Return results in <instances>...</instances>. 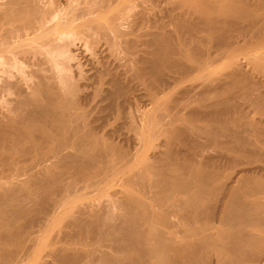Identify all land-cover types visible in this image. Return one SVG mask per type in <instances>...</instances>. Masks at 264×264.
I'll use <instances>...</instances> for the list:
<instances>
[{"label":"bare ground","instance_id":"1","mask_svg":"<svg viewBox=\"0 0 264 264\" xmlns=\"http://www.w3.org/2000/svg\"><path fill=\"white\" fill-rule=\"evenodd\" d=\"M51 1L0 3V264H23L63 207L44 264H264V0ZM248 44L262 50L238 58ZM136 91L165 140L133 166L141 115L130 149L94 123ZM116 178L136 192L75 203Z\"/></svg>","mask_w":264,"mask_h":264},{"label":"rangeland","instance_id":"2","mask_svg":"<svg viewBox=\"0 0 264 264\" xmlns=\"http://www.w3.org/2000/svg\"><path fill=\"white\" fill-rule=\"evenodd\" d=\"M6 0H0V3H3V2H5ZM47 1H51V0H47ZM187 1H189V0H187ZM52 2H54L53 0L51 1V3ZM156 6H155V8H152L153 9V11H151V12H149V13H151V14H154L153 12H156V13H158L159 12V9L161 10V8H158V6H160V7H162L160 4H155ZM163 5V4H162ZM158 8V9H157ZM156 10V11H155ZM158 10V11H157ZM155 13V14H156ZM172 26V25H171ZM171 26H167L166 28L168 29V27H171ZM172 28V27H171ZM170 29V28H169ZM172 30V29H171ZM140 31V30H139ZM248 46L249 47H247V45L244 47V49H240L239 50V52H236L235 53V55H237L238 56V58H240V59H245L246 57H248L249 55H251V54H257V53H259L261 50H262V47L260 46V45H255V44H253V45H249L248 44ZM251 47V48H250ZM253 47V48H252ZM258 47V48H257ZM86 48H88V47H84V46H81L80 48H79V50H78V54L76 55L77 56V61L79 62V64H80V66L81 65H86L87 63H89V61H90V59L92 58V53L93 52H90L91 51V49H86ZM80 53V54H79ZM90 53V54H89ZM91 55V56H90ZM88 56H90L89 57V59H88ZM87 57V58H86ZM79 58V59H78ZM86 60V62H85V60ZM88 59V60H87ZM228 59H229V57H227V58H222V59H220L219 61H217L215 64H213V65H211L210 67H209V69L207 68V69H204L203 71H199V72H195V73H193V74H191V75H189L188 77H185L182 81H180L179 83V85H176L174 88H171V89H175L176 87H177V89L175 90L176 92H174V93H171V89H170V93H168V91H166L165 93L167 94H169V95H177V93H178V91L180 90V89H182L183 90V88H185V87H188L189 85H192L191 83H194L196 80V83L198 82V81H201L202 79H201V77H199L198 76V74H202L203 75V72L204 73H207V72H210V70H211V72L212 73H214V75L215 76H219L222 72H223V69L225 68V67H223V64L224 65H226V63H227V61H228ZM80 60V61H79ZM82 62H83V64H82ZM226 62V63H225ZM84 65V66H85ZM84 66H82L83 68H82V70H84ZM87 67H88V65H87ZM223 67V68H222ZM73 69V68H72ZM77 69V68H76ZM87 69V68H86ZM85 69V70H86ZM25 70H27V71H29V67H25ZM74 71H75V68H74ZM220 73V74H219ZM199 78H198V77ZM196 79V80H195ZM189 84V85H188ZM187 85V86H186ZM178 87H179V89H178ZM140 88H143L142 86L140 87ZM144 89V88H143ZM84 90H86V89H84ZM139 90V89H138ZM141 91H143L142 89H140ZM139 90V91H140ZM178 90V91H177ZM139 91H136L137 92V95H138V99H137V103L135 102L134 103V106H132L131 107V111L133 112H129L128 114H130V115H128L127 113L125 114L126 115V117H123V116H125V115H122L121 117L119 116V118H117V117H114V116H111V115H108L107 117L109 118L110 116L111 117H113V119L110 117L109 119V121H107L106 122V120L105 121H102V122H100V120H98V115L100 114H98L97 112H95V113H93L92 114V116L95 118V117H97V119H94V121H96V120H98V121H96L94 124L95 125H97V126H100V127H102V128H104L103 130H102V128L100 129L99 128V131H101L100 133L101 134H104L105 132H108V131H110L107 135L109 136V137H107V135H106V133H105V135H106V137L107 138H109V139H112L113 138V136H114V138L116 137V135H117V137L119 138H117V141H116V139H112V140H114L115 142H117L118 144H120V146L122 145V144H124V142H125V140H126V138H127V135H126V137H125V139H123L121 136L123 135V134H126V133H129L130 134V136H134V137H136L137 136V134H136V136L135 135H133L134 133V131H132V129H129V131H131V132H129L128 131V129H126V127L127 126H129V125H127V123H125V122H127V121H130V119L131 118H133V119H135L134 117H138V118H140V115H141V118H140V121L138 120V119H135V120H138V122H140L141 123V127H142V129L141 130H138L137 132L139 133H141V134H143V131L145 132V134H143V137H144V135H145V137H144V139H143V141H141L140 142V144L142 145V147H141V145H140V149H139V154L137 153V157L139 158H137V159H135V161H134V164L132 163V165L133 166H136L135 165V163H137L138 162V160H140V158L142 157V156H145L146 155V152L148 153L147 155H149V152H151L152 150V148L151 149H149L150 147H152L151 145H155L156 143L157 144H160V142L162 143L164 140H165V137H164V140H163V136H162V138L160 137V139H159V135H158V137H155L156 138V140H154V138H153V140L152 141H150V139H148V136H146V135H148L149 134V132H147L148 131V126L146 125L147 124V122H146V124H145V122L143 121V120H145V121H149L148 120V116H149V114L147 113V112H149V111H151V113H152V111L154 110V109H157V106H159V105H155V103L156 104H158L159 103V101H156V102H154L153 101V104H152V101H150V103H149V101H147L148 100V97L146 96L145 97V92H142V94L140 95L138 92ZM141 91H140V93H141ZM174 91V90H173ZM172 91V92H173ZM143 93H144V95H143ZM143 95V96H142ZM169 95H166V96H169ZM9 96V95H8ZM7 95H5V97L3 96V98L5 99V98H7L8 97ZM12 96H13V94H12ZM12 96H10V97H12ZM139 96H140V98H139ZM142 96V97H141ZM165 96V95H164ZM163 96V97H164ZM165 96V97H166ZM9 97V98H10ZM162 97V98H163ZM147 99V100H146ZM1 101H2V99H1ZM147 101V102H146ZM240 102H241V100H240ZM239 102V103H240ZM1 103V105H2V102H0ZM154 105H155V107H154ZM200 104H199V102L198 101H193V103H190V105L189 106H191V107H198ZM146 107V108H145ZM153 107H154V109H153ZM128 108V107H127ZM145 108V109H144ZM129 109H127L128 111H130ZM143 109V110H142ZM249 109V111L251 112V110H252V108H248ZM248 109H247V111H248ZM251 109V110H250ZM126 110V112H128ZM141 110V111H140ZM146 110V111H145ZM246 110V109H245ZM143 111V112H142ZM146 112V114H147V118H145L144 117V115H146L145 114V112ZM155 111V110H154ZM253 112L252 113H250L251 115V118H256V116H257V118L259 119V117H260V115L259 114H257V113H255V110H252ZM97 113V114H96ZM139 113V114H138ZM141 113V114H140ZM143 113V114H142ZM134 114V117L133 116H131V115H133ZM137 114V115H136ZM253 114V115H252ZM256 114V115H255ZM128 115V116H127ZM136 115V116H135ZM255 115V116H254ZM258 115H259V117H258ZM100 116V115H99ZM130 116H131V118H130ZM101 117V116H100ZM108 118H107V120H108ZM114 118H116V119H114ZM145 118V119H144ZM256 118V119H257ZM101 119V118H100ZM118 119V120H117ZM124 119H126V120H124ZM142 119V120H141ZM117 120V121H116ZM93 121V122H94ZM99 122V123H98ZM103 122H106L105 123V125H104V123ZM123 122V123H122ZM198 122V121H197ZM102 123H103V125H102ZM109 123V124H108ZM118 124V127L116 126L117 124ZM129 123V122H128ZM142 123H144L145 124V126H144V124H142ZM198 123H200V124H202V123H206L205 121H201L200 122V120H199V122ZM102 126H101V125ZM120 124H123V126L124 127H122V125L120 126ZM111 125V126H110ZM127 125V126H126ZM104 126V127H103ZM116 126V127H115ZM126 126V127H125ZM108 127V128H107ZM112 127H114V129L112 128ZM121 127V128H120ZM147 127V130L145 129L144 130V128H146ZM105 128H106V131H105ZM110 128H112V129H110ZM116 128H119L118 129V131H117V129ZM127 128H130V127H127ZM110 129V130H109ZM112 130H114V131H112ZM123 130V131H122ZM104 131V132H103ZM120 131V132H119ZM128 131V132H127ZM142 131V132H141ZM113 133L112 135L110 134V133ZM118 132H119V134H118ZM123 132V133H122ZM137 132H135V133H137ZM117 133V134H116ZM122 135H121V134ZM114 134H116V135H114ZM132 134V135H131ZM112 136V137H111ZM125 135H123V137H124ZM129 135H128V138L130 139L131 137H130ZM111 137V138H110ZM127 138V140H126V142H125V144H127V146H125V144L124 145H122V147L123 148H125V149H130V148H132L131 146H134V141L133 140H131V139H133V138H131L130 139V142H129V139ZM146 138V139H145ZM158 138V139H157ZM121 139H122V141L123 142H121ZM137 139H138V137H137ZM119 140V141H118ZM134 140H136V138H134ZM145 140V141H144ZM159 140H162V141H160L159 142ZM128 141V142H127ZM149 141V142H148ZM159 142V143H158ZM122 143V144H121ZM130 143H133V144H131L130 145ZM135 143H137V140L135 141ZM150 143V144H149ZM155 143V144H154ZM129 144V145H128ZM145 145V146H144ZM150 147H149V146ZM125 146V147H124ZM208 146H210V148L211 149H209V147H207V149H206V152H205V154L206 153H208V152H210V155H211V153H212V155H213V153H214V148L212 149V147H215L214 145L213 146H211V145H208ZM127 147V148H126ZM130 147V148H129ZM148 147V148H147ZM217 148V147H216ZM215 148V150L217 151V149ZM148 150V151H147ZM220 150V149H219ZM219 150H218V152H219ZM215 151V152H216ZM143 152V153H142ZM217 152V154H219ZM140 153H142V154H140ZM209 154V153H208ZM208 154H206V155H208ZM215 155V157L216 156H218V155ZM211 155V156H212ZM209 156V155H208ZM137 161V162H136ZM129 167L131 168V169H133L132 168V166L131 165H129ZM128 167V168H129ZM130 169V170H131ZM228 169H229V167H228ZM228 171H231V169H229ZM264 172V171H263ZM263 172L262 173H260V174H262L263 175ZM261 175V176H262ZM119 178V177H118ZM263 179H264V175H263ZM115 180V181H114ZM111 181H113V183L114 182H117V178L116 179H111L110 181H107L106 182V184L104 183L103 184V186L104 187H102V189L100 190L101 192H91L90 194H88L87 196H83V198H81L80 197V199L78 198V200H76V204L78 205H80V204H82V203H88L89 202V200L90 201H92L91 199H97L96 201H99V199H100V201H102L101 199H103V198H105L106 197V194H107V196H108V193L110 192V191H112V192H114L115 190H119V189H123V190H132L134 193L136 192L135 190V186H133V187H130V186H123V183H121V182H123V180L122 179H118V182L119 181H121L120 183L122 184V185H120L118 182L117 183H112ZM111 182V183H110ZM108 183V184H107ZM110 183V184H109ZM118 188V189H117ZM125 188V189H124ZM130 188V189H129ZM132 188V189H131ZM137 188V187H136ZM113 189V190H112ZM133 189H135V190H133ZM103 190V191H102ZM121 191V190H120ZM95 193V194H94ZM93 194V195H92ZM93 197H92V196ZM91 198V199H90ZM107 198V197H106ZM105 198V199H106ZM95 200H93V201H95ZM104 200V199H103ZM63 209H65L64 207L62 208V209H60L61 211H60V213L58 214V217H56L55 218V220H54V222L55 223H53L52 225H50L49 226V229H54V230H49V229H47L48 231H46L43 235H41V238H40V240H39V242H38V244L36 245V247L35 248H33L32 249V253H31V255H29L27 258H26V260H24L23 261V264H44V262L45 261H47L49 258H46V256H47V253L50 251V249L52 248L50 245V242H48V241H50L51 239L50 238H52V236H54L55 235V232H57V228L58 227H60L61 226V224L63 223V220L64 219H62L64 216H62V214H63ZM63 211V212H62ZM62 217V218H61ZM62 220V221H61ZM57 221V222H56ZM65 221V220H64ZM66 222V221H65ZM65 222H64V224L63 225H65ZM57 223H59V225H57L56 226V224ZM53 226V227H52ZM55 227V228H54ZM59 229V228H58ZM54 231V232H53ZM51 232L53 233L52 235H50L51 234ZM49 233V234H48ZM45 237H47V238H45ZM46 241H47V243H46ZM46 254V255H45ZM46 259V260H45ZM40 260V261H39ZM1 262V261H0ZM42 262V263H41Z\"/></svg>","mask_w":264,"mask_h":264}]
</instances>
